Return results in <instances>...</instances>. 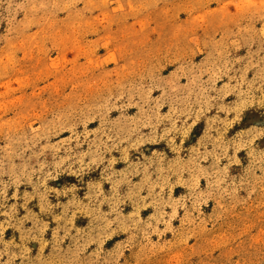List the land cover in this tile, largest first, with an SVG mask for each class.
<instances>
[{
	"label": "rangeland",
	"instance_id": "obj_1",
	"mask_svg": "<svg viewBox=\"0 0 264 264\" xmlns=\"http://www.w3.org/2000/svg\"><path fill=\"white\" fill-rule=\"evenodd\" d=\"M0 264H264V0H0Z\"/></svg>",
	"mask_w": 264,
	"mask_h": 264
}]
</instances>
